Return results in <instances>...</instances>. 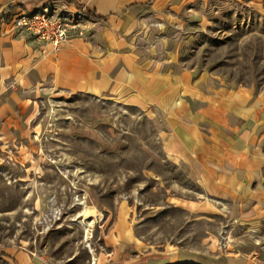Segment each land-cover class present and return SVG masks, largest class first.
Returning a JSON list of instances; mask_svg holds the SVG:
<instances>
[{"label":"rangeland","instance_id":"1","mask_svg":"<svg viewBox=\"0 0 264 264\" xmlns=\"http://www.w3.org/2000/svg\"><path fill=\"white\" fill-rule=\"evenodd\" d=\"M213 4L203 7L204 25L184 27L183 65L264 95V17L244 1ZM45 7L65 12L56 11L70 26L69 43L99 34L68 3ZM192 13L198 21L204 15ZM143 35L126 42L148 48L156 41ZM32 115L25 130L0 139V264H116L108 236L122 215L134 242L147 248H198L206 233L221 239L225 219H197L173 204L198 189L164 155L162 126L149 109L109 94L48 90Z\"/></svg>","mask_w":264,"mask_h":264},{"label":"crops","instance_id":"2","mask_svg":"<svg viewBox=\"0 0 264 264\" xmlns=\"http://www.w3.org/2000/svg\"><path fill=\"white\" fill-rule=\"evenodd\" d=\"M37 1L0 0V15L9 5L31 8L41 5ZM213 1L223 0H79L106 21L83 16L99 31L94 41L74 40L57 51L13 27L22 8L0 23V139L25 130L34 101L48 90L113 95L149 109L162 126L164 155L183 165L197 187L194 197L173 204L197 219L226 221L220 240L206 233L198 248L157 250L137 245L122 215L108 236L116 264H264V95L182 61L189 36L184 27L204 25L209 11L203 7L218 8ZM235 1L264 17V0ZM59 3L65 2L39 10ZM192 12L204 15L198 21ZM136 33L156 41L133 48L126 38Z\"/></svg>","mask_w":264,"mask_h":264},{"label":"built area","instance_id":"3","mask_svg":"<svg viewBox=\"0 0 264 264\" xmlns=\"http://www.w3.org/2000/svg\"><path fill=\"white\" fill-rule=\"evenodd\" d=\"M56 11L65 13L62 10L47 7L33 14L19 12L13 17L12 24L15 29L26 32L42 45H51L53 50L57 51L64 44L69 43L70 26L65 16Z\"/></svg>","mask_w":264,"mask_h":264},{"label":"trees","instance_id":"4","mask_svg":"<svg viewBox=\"0 0 264 264\" xmlns=\"http://www.w3.org/2000/svg\"><path fill=\"white\" fill-rule=\"evenodd\" d=\"M59 1H64V2L68 3L69 5L75 6L77 10L81 11V15L84 16L89 22L104 23L106 21V19L104 17H100V16L96 15L94 12L89 11L88 9L82 7L78 3L79 0H39L37 2H40L41 5L39 4L36 7H31V8L26 7L25 3H22V2L14 4V5H9L8 10L1 13L0 23L1 22H5V23L10 22L11 18L13 16L12 11L16 8H22L23 10L26 11V13L33 14L39 10V8L42 6V4H45L48 2H59ZM33 4H35V3H33Z\"/></svg>","mask_w":264,"mask_h":264}]
</instances>
